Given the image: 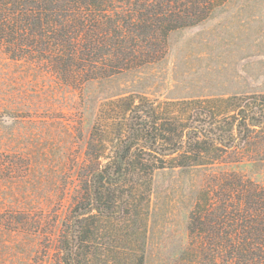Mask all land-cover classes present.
Instances as JSON below:
<instances>
[{"label":"trees","instance_id":"trees-1","mask_svg":"<svg viewBox=\"0 0 264 264\" xmlns=\"http://www.w3.org/2000/svg\"><path fill=\"white\" fill-rule=\"evenodd\" d=\"M225 2L0 0V49L64 86L81 88L161 61L173 32L203 23ZM259 150L264 94L108 101L93 124L75 193L60 220L54 263L120 264L111 255L108 228L136 222L139 198L150 194L157 171L208 167L230 152ZM201 194L188 230L206 264H264V185L232 171L211 178ZM26 221L2 223L19 231ZM132 264H144V256Z\"/></svg>","mask_w":264,"mask_h":264},{"label":"rangeland","instance_id":"rangeland-1","mask_svg":"<svg viewBox=\"0 0 264 264\" xmlns=\"http://www.w3.org/2000/svg\"><path fill=\"white\" fill-rule=\"evenodd\" d=\"M255 94H264V0H226L203 23L173 32L161 61L81 88L0 49V264H55L60 220L105 103L128 95L164 103ZM255 154L157 171L136 222L108 228L111 255L120 264L141 255L144 264H206L190 237V213L211 178L226 172L264 185V151ZM20 217L29 225L19 231L2 223Z\"/></svg>","mask_w":264,"mask_h":264}]
</instances>
